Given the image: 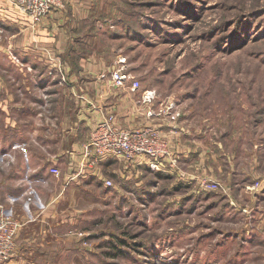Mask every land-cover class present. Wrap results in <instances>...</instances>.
<instances>
[{"label":"rangeland","instance_id":"374dc122","mask_svg":"<svg viewBox=\"0 0 264 264\" xmlns=\"http://www.w3.org/2000/svg\"><path fill=\"white\" fill-rule=\"evenodd\" d=\"M96 3L72 57L93 50L111 65L125 58L141 88L155 91L159 129L182 130L192 149L207 148L202 165L193 154L191 174L186 166L179 173L170 148L159 168L122 161L104 170L111 185L90 174L81 180L71 238L82 248L68 263L264 264L254 217L264 207V0ZM7 114L0 110V120ZM33 126L42 133L46 125ZM10 165L1 161L0 172ZM212 180L225 190L206 187ZM2 181L0 215L10 207ZM30 192L38 202L41 192Z\"/></svg>","mask_w":264,"mask_h":264},{"label":"crops","instance_id":"0c3cea01","mask_svg":"<svg viewBox=\"0 0 264 264\" xmlns=\"http://www.w3.org/2000/svg\"><path fill=\"white\" fill-rule=\"evenodd\" d=\"M96 7V0H64L61 8L32 20L20 14L11 0H0V110L8 112L0 120V155L17 143L25 146L24 151L15 150L14 161L2 169L0 178L3 193L16 198L10 204L6 200L15 215L30 217L16 237L14 255L2 264H69L72 250L82 248L71 238L78 236L71 222L82 214L74 198L81 192V180L89 174L106 179L104 170L122 163L117 157L96 166L81 163L82 144L98 120L114 114L116 124L127 128L147 123L162 127L165 122L149 114L153 102H142L145 88L132 91L130 81L124 87L111 83L106 74L111 64L93 50L72 57L71 42H76L80 27ZM37 123L46 125L42 133L33 126ZM50 123L55 128L50 129ZM160 130L164 135L167 128ZM165 135L179 173H184L182 166L187 173L194 172L190 168L195 152L204 164L206 146L192 149L182 130ZM52 166L60 176L49 173ZM29 188L41 192L38 202L31 201ZM263 211L264 207L254 216L262 231Z\"/></svg>","mask_w":264,"mask_h":264},{"label":"built area","instance_id":"2783aa9c","mask_svg":"<svg viewBox=\"0 0 264 264\" xmlns=\"http://www.w3.org/2000/svg\"><path fill=\"white\" fill-rule=\"evenodd\" d=\"M11 2L20 14L32 20L45 17L50 11L64 5V0H11ZM125 62V58H118L117 61L112 62L106 74H108L110 82L117 87H124L130 81L129 88L135 91L141 88V82L130 74ZM101 76H105V73H101ZM143 91L142 102L152 103L155 91L147 88ZM153 110L150 108V115L155 114ZM24 147V144L17 143L11 150L17 148L24 150ZM11 150L1 153L0 162L8 164L14 161L15 153L10 152ZM81 157L83 158L81 163L88 161L92 166H96L108 158L117 157L129 166L133 163L144 162L152 168H159L163 165V160L172 157V155L168 139L156 125L147 123L140 127L127 128L116 124L114 114H108L94 124L88 138L82 144ZM49 173L59 176L60 170L52 166ZM103 181L105 185L112 183L109 178ZM205 186L210 189L225 190V187L216 180L206 183ZM32 190L34 189L29 188L27 192L31 193ZM15 200L16 198L10 197V203ZM26 210L30 211V209ZM26 220H30V217L22 219L16 216L11 207L6 208L0 215V264L14 255L16 237Z\"/></svg>","mask_w":264,"mask_h":264},{"label":"trees","instance_id":"16d2710c","mask_svg":"<svg viewBox=\"0 0 264 264\" xmlns=\"http://www.w3.org/2000/svg\"><path fill=\"white\" fill-rule=\"evenodd\" d=\"M111 158H114V157H111ZM109 159V158H108Z\"/></svg>","mask_w":264,"mask_h":264}]
</instances>
